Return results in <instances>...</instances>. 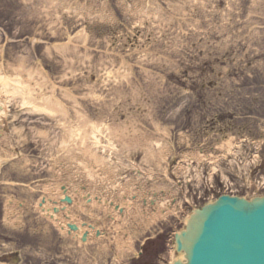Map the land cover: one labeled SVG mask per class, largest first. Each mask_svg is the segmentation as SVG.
I'll return each mask as SVG.
<instances>
[{"label": "rangeland", "instance_id": "1", "mask_svg": "<svg viewBox=\"0 0 264 264\" xmlns=\"http://www.w3.org/2000/svg\"><path fill=\"white\" fill-rule=\"evenodd\" d=\"M261 65L264 0H0V75L40 110L8 103L1 122L0 147L14 155L0 171V264H169L193 209L264 196ZM0 91V102L21 92ZM80 161H102V191L123 179L125 192L175 211L113 226L98 209L81 215L102 241L60 235L34 204L40 186L89 184ZM9 196L23 204L16 221Z\"/></svg>", "mask_w": 264, "mask_h": 264}, {"label": "bare ground", "instance_id": "2", "mask_svg": "<svg viewBox=\"0 0 264 264\" xmlns=\"http://www.w3.org/2000/svg\"><path fill=\"white\" fill-rule=\"evenodd\" d=\"M4 79L0 75V81H2L4 87L0 90H9L11 87L13 91L18 92L21 91L22 85L19 83L14 82L12 85H8L7 83H4ZM1 92V91H0ZM1 94V93H0ZM15 95V94H14ZM7 96L8 99L6 101L0 102V144L4 145L6 142L9 141V137L3 133V123L2 120L7 115V112L9 109L8 103H15V105H28L31 106L28 109L33 112H39L38 106L31 105V101H34L37 103L38 96L30 95L27 96L25 92L22 90L19 93V96ZM48 110L47 113L54 111L53 109L49 110L48 108H45ZM85 135V132L82 134ZM81 140H83V137H81ZM160 146V145H159ZM234 141H228L227 143H223L219 147V151L224 153L225 155H229L233 150ZM115 147V146H113ZM228 153V154H227ZM14 153L11 151V149H5L0 147V171L2 167H6L7 165H10L13 160ZM92 157H94L95 160L98 159L96 156V152H93L91 154ZM203 156V155H202ZM215 157L214 154H211L209 156V160H213ZM208 160V159H207ZM213 164H217V161H212ZM82 167L85 171V175L88 178V183H81L76 181L75 185H69V184H61L53 187L54 185H47V186H40L41 187V193L38 195L39 199L34 204L36 211L45 221L54 227L60 235L66 236L69 239H75L80 244L88 245L89 243L93 242L94 240L102 241V238L105 237V233L101 229V227L97 224L96 221H91L90 219H83L81 214L86 215V212L94 214L95 210L103 209L105 208L106 211H110L111 221L113 226H117L118 220H123V222H128L133 217H137L145 213L148 217L151 214H153L154 217H152V220H157L159 217L163 218L167 216L168 214L172 213V208L168 207V200L167 198H163L162 200L157 199H147L146 197H141V194L132 193L128 190L126 192L123 190L124 184H122L123 179H118L117 181H111L114 183L113 185H110L109 187H106L108 191L112 190H118V196L116 199H113V196H109L107 194H103V185L109 181L111 178H106V173H104V177H101L103 173L101 172H107L108 170H104L106 167L101 166L102 161H99L97 163H88V162H81ZM30 166V165H29ZM28 167V166H27ZM218 166L214 165L213 171H217ZM81 174V173H80ZM85 184H87L85 186ZM96 188L94 191L91 190V187ZM43 188V189H42ZM54 188V189H53ZM129 194L127 198L125 199L124 194ZM230 194V193H229ZM121 198V199H120ZM125 199V200H123ZM138 203L140 205H138ZM215 203V201L213 202ZM139 207H138V206ZM158 205V206H157ZM23 207L22 203L16 202L11 196H9V199L6 201L5 205V217L7 221H12L14 218V221H16V216H21L20 212L18 211V208ZM110 208V209H109ZM175 211V210H173ZM142 212V213H141ZM164 213V214H163ZM176 213V212H173ZM192 213V211L189 213ZM144 215V214H143ZM142 215V216H143ZM185 219V226L183 230L186 228L187 220L189 218ZM126 225V224H125ZM118 234V232H117ZM131 234L128 235L127 241L131 240ZM121 235H118V238H120ZM116 240L119 249L123 248H130V245L132 247V244L130 242V245H127L125 242V239H118ZM133 243V242H132ZM174 247L171 250V261L169 264H172L175 262V260L182 259L184 261V254L183 253H176L175 251V241H174ZM176 253V254H175Z\"/></svg>", "mask_w": 264, "mask_h": 264}, {"label": "water", "instance_id": "3", "mask_svg": "<svg viewBox=\"0 0 264 264\" xmlns=\"http://www.w3.org/2000/svg\"><path fill=\"white\" fill-rule=\"evenodd\" d=\"M175 244L187 262L174 264H264V197L221 196L191 214Z\"/></svg>", "mask_w": 264, "mask_h": 264}, {"label": "snow or ice", "instance_id": "4", "mask_svg": "<svg viewBox=\"0 0 264 264\" xmlns=\"http://www.w3.org/2000/svg\"><path fill=\"white\" fill-rule=\"evenodd\" d=\"M68 42L71 43V38L69 39ZM260 72H261V74H264V65H261Z\"/></svg>", "mask_w": 264, "mask_h": 264}]
</instances>
